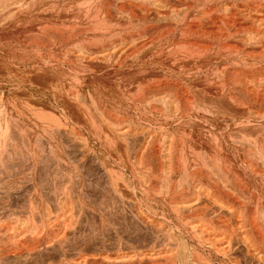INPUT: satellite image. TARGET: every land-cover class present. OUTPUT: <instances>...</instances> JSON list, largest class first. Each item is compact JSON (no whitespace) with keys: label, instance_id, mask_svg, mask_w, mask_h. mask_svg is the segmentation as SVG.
<instances>
[{"label":"rangeland","instance_id":"1","mask_svg":"<svg viewBox=\"0 0 264 264\" xmlns=\"http://www.w3.org/2000/svg\"><path fill=\"white\" fill-rule=\"evenodd\" d=\"M213 4H214L215 8L218 6L217 7L218 10H220L221 8H225L228 10V7H229L230 12L226 11L225 14L226 15L229 14V16L236 18V19H234L236 22L234 21V23H233L234 26H232L231 29H230V26L226 27V29H228V31H229V34L231 32L230 37H229L230 39L226 38L227 40L226 39L223 40L220 44H222L223 42L226 41V44L229 43L228 45L235 46L238 49V60H239L238 64L241 66L238 65L237 66L238 68H237L236 65H230L229 71H232L234 68H235L236 72L239 71L238 72V82H239V84L240 83L241 84L240 85L238 84V87L232 88L236 92L233 91L231 94H234V95H232V96H234V98L237 97L236 100L238 101V105H239L238 110H240V111L246 110L247 111V108L249 106H252V107L248 108L249 109L248 111H251L250 108L253 109V104H254L255 100L253 99L254 100L253 101L251 98V95L247 92L249 91L251 93L252 87H250V84L253 85V83L255 82L254 79L259 80L263 77L261 74H264L263 73L264 72V58H263L264 48L263 49L261 48V47H264L263 46L264 45L263 44L264 43L263 42L264 37H263V35L261 36V32H264V25H263L264 24V22H263L264 21V0H220L217 2H215L213 0V2L211 1L209 5L214 7ZM219 6L220 7L222 6V7L220 8ZM220 14H222V11L220 12ZM229 16L227 15L228 20L231 19V18H229ZM244 17H245V19H244ZM116 18L121 21V19L119 17H116ZM255 19H257V20H255ZM258 20H260V22H258ZM206 25H204V29L207 28L205 31L213 30L212 28H210V26H209L210 24H206ZM60 26H62V25H60ZM260 26H262V27H260ZM11 27L12 26L8 25V24H6V26L0 25V103H1L0 104V113L2 112L1 116H0V146H1L0 147V264H156V263L157 264H168V263H170L168 261H171L173 258V256L171 257L172 254L173 255L176 254V257H177L176 260L177 259L180 260V258H181V260H184V259L187 260L188 258H189V260L190 259L196 260L197 257L189 255L190 253L185 248L184 244L182 243V240L181 239L179 240L180 237L178 236V232L174 231L172 229L173 222L176 220L175 214L172 212L170 213L165 208L161 207L159 200L156 203L157 200H153L151 197H150V199H148V197H146V195L140 194L142 196V198L140 197L139 192L142 193V191L141 190L139 191V188H142L144 184L141 183L139 178H141L143 176V173L145 176V171L142 170V165H143V167H148L146 165H149L151 167L150 171L153 173L156 172L157 170H155V169H157L160 164L166 163L165 162L166 160H163L165 158V156H167L166 152H168V151H166V149L167 150H168V148L169 149H171V148H179L180 149L181 141L179 142V140H181V139L188 141V143L197 144L194 146L200 147L202 145L201 148L202 147H203V149L207 148L206 145L208 144V141L206 139L208 138V131L205 130L206 127H204V130H203V128L201 130H197L198 132L196 130H192L191 134H189L190 131L189 132L184 131L186 133H183V134L185 135L186 139H188V140H186L184 137H182V136H184L183 134L180 135L171 126L170 127L166 126L165 131L160 132L159 130H156L157 127L155 125V122L153 125L152 121H148L145 118L140 119L138 116L135 117L132 115V113L130 114V112H129L130 110H125L126 113L125 112L123 113V109H122L121 105L119 106L121 109L119 107H117L115 109V107L118 106L119 103H116L118 105H114L112 107L111 106L109 107V105L107 103H105L103 101V99H101L98 96L97 89H96L95 85L92 84V79H91L92 76L97 78V79H99L101 77V80L104 77V76H101V71L98 72L100 70V69L98 70V68H100V67H97V66H95V68L93 67L94 68L93 74H95V75H92V76L91 75L90 76L85 75V77H83L80 75L81 73H79V74L77 73L76 75H78V77H76L74 79L69 78L70 81H68L69 80L68 78L67 79L65 78L67 80V82L64 81L65 80L64 76H66L65 75V69L63 68L64 72H62L63 69L59 65L53 64L54 63L53 61L51 63L49 62L48 63L49 65L47 64V67L44 65L42 66V64H40V63H37L38 66L36 65V67H32L35 64L34 59L36 61V59H37L36 56H38V55L40 57H42V60H44V58H45V60L47 61L53 57V59H56L57 61H59V60L62 61L63 56L61 57V55H64L65 52H63V51L61 52L60 49H56V51H55V49L53 47H48L44 50L39 49L37 51L36 49H38L40 47H38L36 45L33 37H31V38L29 37L32 34H27L24 32L27 29V28H25V26L21 27L22 30L18 29L19 30L18 31L16 29L17 32L13 31L11 29ZM63 27H65V24L62 26V28ZM217 27H219V26H217ZM233 27H235V28H233ZM24 28H25V30H24ZM59 28H61V27H59ZM218 29H217V31H219ZM236 29H238L239 32ZM234 30H236V32H237L236 35H235L236 32ZM153 33H155V32L153 31ZM150 34L153 35L151 32H149V34L147 33L146 35H150ZM232 34H234L235 37L236 36L237 37L235 38L233 36L235 39H232L233 38ZM151 35L146 36V37H149L152 39ZM206 35H208V34H206ZM259 35L261 36L260 38H259ZM154 36H155V38H154ZM154 36H153L154 41L152 42V44L155 42L154 43L155 46H153L154 45L153 44L152 45L153 48H155L158 45V42L156 43V41L158 40L157 36H159V35L154 34ZM125 37L126 38L121 36L120 38L122 40L120 38L119 39L117 38V40H114L115 41L114 45H117L119 43L120 47H122L123 45H125V46L127 45L126 47H130L131 45L128 46V43H127V41L130 42V40L127 38V36H125ZM207 37L209 38V36H207ZM262 37H263V39H262ZM16 38L18 40H16ZM149 38L141 39V41H146V43L149 45L151 43V41H150L151 39H149ZM193 38L194 37L190 38L191 43H193V41L195 40L194 43L196 42V43H198V45L200 44L201 46L202 45L203 46L204 45L210 46V44L214 46V41L212 42L211 39H213V38H211V37H210L211 39L209 38V40H208V38L206 39L205 35L201 37V40L197 39V38L196 39H193ZM22 39L24 40V42ZM204 39H206V40H204ZM256 39L258 41H260V39H261V41H262L261 44H263V45L260 46V43ZM188 40H189V38H188ZM196 40H199V41H196ZM76 41L80 42V40L79 41L74 40L72 42L74 44H72V45H75ZM116 41H126V42L120 43V42H116ZM255 42L256 43L258 42V43L255 44ZM32 43L35 44V46ZM144 43L138 42V44H136V46L140 47V44L143 45ZM30 44H32V48H31ZM119 44L117 45L118 46L117 49L119 48ZM224 44L225 43H223L222 45H224ZM69 45H71V44H69ZM75 46H71V47H75ZM125 46H123L124 48L123 47L122 48L125 49L126 48ZM15 47H17V48H15ZM259 47L261 48V50L263 52L260 51ZM22 48L23 49L25 48L27 50L25 51V49L23 50ZM50 48L52 50H49ZM122 48H120L118 50L119 51L123 50ZM129 49H131V50H129ZM129 49L127 48V52L133 51L132 50L133 47H131ZM58 50H60V51H58ZM239 50H240V52H239ZM123 51L126 52V50H123ZM123 51H121V52H123ZM256 51H258V52L260 51V52L258 53ZM50 52H51V54H50ZM113 52H114V54H113ZM117 52L118 51L116 50V52H115V49H114V51L111 50L109 52L110 54L105 53V52H104L105 54L101 53L103 55L102 58H100L101 56H99L100 55L99 54V55H97V59H99V60L101 59V61H102L103 57H104V62H106V61H108V59L106 57L110 58L109 55L110 56L116 55ZM251 52L253 55H250ZM119 53L117 54V56L119 55ZM242 53L246 54V55L249 54V55H247L245 57V55H242ZM9 56H11V57H9ZM255 56H257V57H255ZM34 57H36V58H34ZM105 58L107 59L106 61H105ZM245 58H247L248 61H247V59L245 60ZM9 59L10 60L12 59V60L10 61ZM244 60L246 61L245 63L243 62ZM254 63L257 64V66ZM31 64H33V65H31ZM50 64L51 65L53 64V67H51ZM249 64L252 65V67H250ZM57 66L60 67L61 69L58 68ZM245 66H246V68H245ZM1 67H3L4 69ZM50 67H51V69H49ZM231 68H232V70H231ZM248 68L250 71L247 70ZM260 68H262V69H260ZM53 69L56 72L52 71ZM252 69H255L254 72ZM257 69L260 72H261V70H263L261 72V74H260V72L256 71ZM50 70L53 72V74ZM58 70L60 73L58 72V74H57ZM247 71H249V72H247ZM45 72L46 73L48 72V73L45 74ZM49 72H51L50 76H49ZM241 72L243 74H241ZM250 72H252V73L250 74ZM41 73H43V74L41 75ZM96 73L97 74L100 73V74L96 76ZM244 73L248 74V76L246 74V76H247L246 78L247 79L249 78L248 80H250V78L251 79L254 78V76H252V75H255L254 73H258L255 75V78L253 79L254 82L252 81L250 83L249 81H247V83L249 82V85H248L249 87L244 84L245 83L244 81L247 80V79L245 80V78H244V76H245ZM59 74H61L62 77ZM33 75H35V76H33ZM54 75L55 76L58 75L57 80H55L56 77ZM87 75H89V74H87ZM249 75H251L252 77ZM71 76L73 77V75H71ZM52 77H53V80H52ZM79 77H80V81H77V80H79ZM82 77L84 79H82ZM44 78H45V80H44ZM62 78H63V80H62ZM60 79L63 82V84L61 83V86H60V82H59V86L61 88V90L59 89V91L63 94L59 93V97H60V95H64V93H66V92H67L66 94H68L69 92L70 93L74 92L72 95L73 98L71 97V99H69V100H67V99L70 97V96H68V95H70V93L67 95L68 97L66 95L63 96V97H67V99L65 98L67 101L64 100L63 97H61L64 102L61 101V99L59 97L54 95L55 93L52 92L53 87L52 88L50 87V86H52L51 80L53 82H54V80H55V82H58V80H60ZM82 80H85V81H82ZM105 80L107 81V83ZM75 81L78 83H76ZM82 82H83V84H82ZM103 82L106 83L104 85L105 87L112 88L111 85H113V84H110V82L107 79L104 78ZM49 83H50V85H49ZM71 83H72V85H71ZM242 84H244V85L242 86ZM69 86H70V90H69ZM48 87H50V88H48ZM109 88H108V90H106L107 88L105 90L109 91V92H110V90H111V92L113 90L115 91L114 86H113V90L112 89L109 90ZM186 88H187V86H186ZM167 89L168 88L160 89L156 93V95L159 94L157 98L163 97L164 101H167L164 98L167 96L166 97L168 99L167 102H169L170 99H171V101L173 99V100H176L177 102L179 101V103L181 101L182 105L184 104L183 99L186 96H183L184 94L183 95H180V94L185 89L184 90L182 89L183 91L178 90L179 92L176 91L177 89L176 90L175 89H173V90L168 89L169 91ZM130 90L131 91L133 90L132 87L130 88ZM180 91H181V93H180ZM79 92H80V94H79ZM166 93H168L171 96H169ZM171 93H173V94H171ZM52 94L54 96H52ZM80 97H82V98H80ZM89 97H92V98H89ZM249 97L251 98L250 101H249ZM78 98L80 99V101ZM57 99L58 100L60 99L59 100L60 102ZM81 100H82V102H81ZM101 100H102V102H101ZM3 101H4V103H3ZM71 101H73V102H71ZM69 102L72 105V108H74V109H72L70 107L71 106L70 104H69V106H66V104L68 105ZM248 102L250 103V105ZM90 103H91V105H90ZM92 103L94 105H96V107L94 105H92ZM161 103L163 104V102H161ZM161 103L160 104L158 103L159 105L156 103L157 106H155V107L158 108L161 105ZM258 103L259 104L256 107L254 106V109L257 110L259 108L258 106L260 104H262L260 106V109L261 108H263V109H261L260 112L263 114L264 113V111H263L264 110V101L263 102L259 101ZM255 104H257V103L255 102ZM182 105H179V106H182ZM242 105L244 108L247 106L248 107L244 109L242 107ZM85 107H87L88 110H86ZM113 107H114V111H112ZM54 108H56V109H54ZM68 108H70V110L71 109L74 110L75 112L74 111H72L73 113H71V111L68 112V110H69ZM75 108H76V110L77 109L78 110L76 111ZM241 108L244 110H241ZM16 109H18V110H16ZM41 109H42L43 113L45 112L43 117L40 116V115H43ZM89 109H91V110H89ZM95 109H96V111L98 110L100 112L94 111ZM254 109L252 111H254ZM79 110H82V111L80 112ZM104 110L106 113L104 112ZM115 110L118 111V113H116ZM17 111H18V113H17ZM66 111L68 113H66ZM107 111H109V112H107ZM258 111L259 110H257V112L254 111V113H260ZM49 112H50V117L48 114ZM78 112L82 113V114L79 115ZM91 112L93 113V115ZM110 112L111 113L115 112L116 114H118V116H122V118L121 117L117 118V115H114L115 113H113L111 115ZM119 112H121V113H119ZM37 113H39V114H37ZM62 113L64 116L62 115ZM96 113L97 114L101 113L100 115H105V120L108 119L107 122H111V124H114V125H119L118 126L119 129H120V127L124 128V129H122V128L120 129L123 136L119 134L117 137V135L113 134V136H112L111 134H109L111 137L109 135H107L108 144L101 146V142L98 141L99 137L98 138L95 137L96 134L90 135V133H87V131L85 130V128L83 126L79 125V123L80 124L82 123V125H83V123L85 124V122L87 120H91V119H92L91 121H96ZM108 113H109V116H108ZM239 113L244 115V113H246V112H239L238 111V114ZM68 114H71V115H68ZM239 115H238V118H239L238 120H243V117L245 118V116H239ZM46 116H48L49 118ZM79 116H81V117H79ZM85 116L90 117V119L85 118ZM97 117H98V115H97ZM106 117H108V118L106 119ZM241 117H242V119H241ZM42 118H44V119H42ZM52 118H54V123H52L53 122V120H51ZM84 118L87 120H82ZM156 119L161 120L162 118H160V119H159V117L154 118V120H156ZM63 120L64 121L66 120V121L64 122ZM144 120H146V121H144ZM50 121H52V122H50ZM56 121L58 122V124L56 123ZM82 121H84V122H82ZM123 123H124V125L127 124L126 128L123 127L124 126ZM165 123H167L166 125H168V124H171V121H169V119H167V121ZM120 124H121V126H120ZM132 124H135V126L139 124L140 126H138V127L136 126L133 130ZM131 125H132V127H131ZM141 125L144 126V129H142L143 130L142 132H141V130H139V129L143 128V127H141ZM127 126H129L130 128ZM150 126H152L154 128H151ZM69 127H72V128H69ZM145 128H146V130H145ZM147 128H149L148 131H147ZM240 128H239V130H241ZM125 129H127V131L131 129L132 131H134V133L132 131L126 132ZM151 129H152V131H151ZM66 130H67V132H66ZM124 130H125V133H124ZM252 130H254V129H252ZM145 131H146V133H144ZM254 131H256V130H254ZM85 132H86V134H85ZM151 132H153V133H151ZM175 132H176V134H175ZM240 132H242V130L239 131V133ZM253 132H251V134H255V133L258 134V132H255V133H253ZM127 133H128V135H127ZM129 134L133 137H130ZM132 134H134V135L136 134V135L134 136ZM188 134H189V136H188ZM200 134H201V136H200ZM202 134H203V136H202ZM173 135L176 137H174ZM150 136H151V138H150ZM254 136H256V135H254ZM254 136H252V137H254ZM187 137H189V138L191 137L192 142H189L191 140H189V138H187ZM239 137H240V135H239ZM257 137L258 136H256L255 138H257ZM143 138L144 139L146 138L145 141ZM152 138H154V139H152ZM168 138L170 141L168 140ZM175 138H177V140H175ZM193 139H194V142H193ZM198 139L201 141H199ZM240 139H241V141H240ZM114 140L117 142V144ZM148 140H149V142H148ZM204 140H205V142H204ZM111 141H112V143H111ZM238 141L242 142V133H241V137L238 138ZM54 142H56V143H54ZM144 142L146 145L144 144ZM200 143H201V145H198ZM238 144L241 145L240 143H238ZM126 146H128V147H126ZM104 147H105V149H104ZM4 148H6V149H4ZM153 148H154V150H153ZM59 153H60V155H59ZM104 154H107L108 156L104 155ZM238 154H239V152H238ZM241 154L238 155V160H239V156L243 157L244 152H242ZM161 156H162V158H161ZM105 157L107 158V160ZM136 159H138L140 161H138ZM159 159H160V161H159ZM135 160L137 163L135 162ZM162 160H163V162H161ZM141 163H142V165H141ZM125 164H126V166H125ZM138 164H139V166H138ZM140 165H141V167H140ZM129 166H131V167H129ZM131 168H132V170H133V168L135 170L131 171ZM153 169H154V171H152ZM111 171H112V173H110ZM135 171L139 172V173H137L138 176L137 175L134 176L133 174H131ZM135 177H137V178H135ZM114 179H116V180H114ZM152 179L153 178H151L150 180H152ZM134 180L135 181L137 180L136 185L132 184ZM150 183H151V185L155 186V188L157 187V191H158V188L161 187L160 184L154 185L155 184L154 180H152ZM232 183H230L229 186ZM134 184H135V182H134ZM135 186H137L138 188ZM232 186H233V188L235 186L234 189H236L235 190V194L237 195L236 198L233 196H232L233 198L231 196H228V197L225 196V198L224 197L222 198L224 205H226L228 210L231 211L230 213L228 211V215L232 214V215H230L231 218L229 216L228 219L230 218L229 220L234 221L235 224L237 222V224L240 226L242 223L244 224L245 219L247 221L248 215H249L248 218H250V219L252 217H255V219H256V217H260V209L259 208H261L264 205L263 204L264 199L262 198V200H263L262 202L258 201L257 200L258 196H256L258 193L256 194L255 192L254 193L250 192L247 189L245 190V188L243 186H240V184L238 187V182L233 183ZM232 186H230V187H232ZM241 187H243V188H241ZM131 188H132V190H131ZM237 188L239 190H237ZM135 190L138 193H136ZM134 191L136 193L135 196L133 193ZM122 192H123V194H122ZM242 192H244V193H242ZM247 192H248V194H247ZM131 193H132V195H131ZM250 194H252V195H250ZM244 198L246 200H247V198L248 199L252 198V199L248 204L247 202H244ZM185 201L187 202L189 200L186 199ZM130 202H131V204H130ZM153 202H155V203H153ZM254 202H256L255 206L253 205ZM258 202L263 204V205L260 207V205H261L260 204L259 208H257V210H256L255 208L258 207V204H257ZM243 203L244 204L247 203L248 205L246 204L244 207ZM228 205H229V207H228ZM147 206H148V208H147ZM246 206L248 208H246ZM254 210H256V212L259 216L255 213ZM258 210H259V213H258ZM244 211H246V213L248 215ZM238 212L239 213L243 212V214H246L247 215L246 218L244 217V215H240ZM249 212H250V214H249ZM197 213H199V212H197ZM195 214L191 213L190 215L189 214H185V215H186V217L188 216L187 219L189 222L192 221V225H194V223H196L195 225H197L196 231L194 229L195 226H193V230H194L193 232H195V235L196 234L198 235V233H199L200 237L195 239L194 244L196 242H198V243L204 245L200 248L202 250V256L200 255L202 257L201 258L202 260L203 259L204 260L205 259L206 260H225L224 264H227V263L228 264H235V263L236 264H255L254 259L258 260V258L256 256L257 250L255 248H253V246L251 247L250 246L251 244H249V243H248L249 245L246 244L248 246L247 248L249 249V250H247L245 244L242 245V243H241L242 239H244V237H242V236H245L244 235L245 234L244 229L246 230L248 228L246 233H248V232H249V234L252 233V232H250V231H252V228L250 227L251 225L249 224L252 221V219L250 222L247 221V224L250 226H248L245 222V224H244L245 226H243L242 228H244V227H247V228H244L243 231H242V229H241V231L239 230V228L242 225L240 227L239 226L237 227V224L236 225L233 224V226H232L233 222L230 224L229 221H227V223H226L227 225L223 222L222 226H221V223L216 222V224H214L215 221L213 222V220H212L210 222V224H211L210 227L211 228L214 227L213 228L214 231H213L211 229H208V228H210V227H208L209 224L205 222L206 220L208 221V219L210 217L206 216L208 218H205L203 216L204 218H202L201 215L199 214L201 217V219H200V217H197L199 215L198 214L195 215ZM251 214H252V217H250ZM255 214L257 216H255ZM238 215L242 216V217H240L242 219H239ZM190 216H194V217L190 218ZM234 216L236 217L235 219H234ZM232 217H233V219H232ZM237 219H239V220H237ZM235 220H236V222H235ZM256 220L258 222H260L259 218H257ZM202 221L208 225L203 223L206 225V227H204L205 225L202 224ZM239 222H241V224H239ZM154 223H155V225H154ZM228 223H229V226H228ZM216 225H219V227L218 226L216 227ZM156 226H158V227H156ZM206 230H207V232H206ZM210 231L213 232L214 236L216 234L217 236H221L222 238L219 237L220 238L219 239L217 236H215L218 240L214 241L213 240L214 238H209V237H211L210 235H212L211 233L209 235ZM208 235H209V237L206 238V236H208ZM240 235H242V236H240ZM239 237H241L242 239H240ZM208 238H209V240L212 239L213 242H211V240L209 242H208V240L206 241V239H208ZM225 239H226V241H225ZM198 240H200V242ZM218 241H220V242H218ZM231 241L233 244L231 243ZM205 242L207 245L205 244ZM214 242H215V244H214ZM211 243H212V245H210ZM225 244H227V245H225ZM252 248L255 250L256 254H253L255 252H252V251H254V250H251ZM221 249H222V251H221ZM226 249H228V250H226ZM224 251H225V253H224ZM249 254H253L255 256L253 257ZM182 255H185V256H182ZM174 257H175V255H174ZM178 257H180V258H178ZM232 260H235L234 261L235 263ZM228 261H230L231 263ZM206 263L209 264L210 262L207 261V262H205V264Z\"/></svg>","mask_w":264,"mask_h":264},{"label":"bare ground","instance_id":"2","mask_svg":"<svg viewBox=\"0 0 264 264\" xmlns=\"http://www.w3.org/2000/svg\"><path fill=\"white\" fill-rule=\"evenodd\" d=\"M211 1L213 2V0H0V25H2V26L3 25L6 26V24L11 25L12 26L11 29L13 31H16V32L18 29L22 30L21 27L25 26V28H27V29L24 32L27 34H32L29 37L30 38L33 37L36 45L38 47H40V48L37 47L38 48V49H36L37 51L39 49L44 50L48 47H53L55 49V51H56V49H60L61 52L62 51L65 52L64 55H61V57L63 56L64 61L63 60L57 61L56 59H53V57L51 55L50 56L52 58L49 56L51 59L46 61L45 58H44V60H42V57H40L39 55L38 56L35 55L37 57V59L35 61L34 58H36V57L33 58L35 64L34 63H33L34 65L31 64V65H33L32 67H36L37 63H40V64H42V66L44 65L47 67V64L49 62L51 63L53 61L54 62L53 64H57L62 69L63 68L65 69V75L66 76H64V79L65 78L66 79L67 78L68 79L69 78L74 79V78L78 77V75H76L77 73L78 74L81 73L80 75L83 77H85V75L86 76H90V75L92 76V75H95V74H93V70H94L95 66L100 67V68H98V70L100 69L98 72L101 71V76H104V77L101 80V77L99 79H97V78L92 76V78H91L92 84L95 85V87L97 89L98 96L101 99H103V101L105 103H107L109 105V107L110 106L112 107L114 105H118L116 103H119V105L116 106L115 109L121 105L122 109H123V113L125 112V110H130L129 111L130 114L132 113V115L135 117L138 116L140 119L145 118L148 121H152L153 125L155 122V125L157 127L156 130H159L160 132L161 131L164 132L166 129L165 128L166 126H168V127L171 126L180 135L183 133H186L184 131H188V132L190 131L189 134H191L192 130L197 131V130H201L202 128L204 130V127H206L205 130L208 131V138L206 137L207 138L206 140L208 141V144L206 145L207 148H205V149H203V147L201 148L202 142L200 144H198V145H201L199 147V146H194V145H197L195 143H188V141L181 139V140H179V142L181 141L180 149L179 148H171V149L168 148V150L166 149V151H168L169 153L164 150L166 152L167 156H165V158L163 157L164 158L163 160H166L165 161L166 163L165 164L162 163L163 165L160 164L159 167L157 169H155V170H157L156 172H154V173L151 172L150 171L151 167L149 165H146L148 167H143V165L141 163L142 170L145 171V176L143 173V176H142L143 178L138 177L139 180L141 181V183L144 184L142 188H139V191L140 190L142 191V193L139 192V195L140 194L146 195V197H148V199H150V197H151L153 200H157L156 203L159 200L161 207L165 208L170 213L172 212L175 214L176 220L174 222L172 221L173 222L172 229L174 231L178 232V236L180 237V238L179 237L178 238H179V240L180 239L182 240V243L184 244L185 248L190 253L189 255L197 257L196 260H193V259L189 260L188 257H187L188 258L187 260H185L184 258H183L184 260H181L180 257H178V258H180V260L179 259L176 260V258H177L176 254H174L175 255V257H174V255L171 253L172 254L171 257L173 256V258L171 261H168V262H170L168 264H203V263L205 264V262H207V261L210 262L211 264H224V262H225V260H206V259L202 260L201 259L202 258L201 257L202 256V250L200 248L204 245H202L198 242L195 243L196 245L194 244L195 239L200 237L199 233H198V235L197 234L195 235V232H193L194 231L193 226H195L194 229L196 231L197 225H195L196 223H194V225H192V221L189 222L187 219L188 216L186 217L185 214L190 215L191 213L192 214L196 213L195 215L200 214L202 218L210 217L208 219V221L207 220L205 221L209 225L202 221V224L205 223L206 225H208V227H210V225H211L210 222L212 220H213V222L215 221L214 224H216V222L221 223V226H222L223 222L226 224L227 221H229L230 224L233 222L232 226H233V224L236 225L237 224L236 220H235L236 224L234 223V221L229 220L231 218L230 215H232V214L228 215L229 210H228L227 206L224 205L223 199H222L223 197L225 198V196H227V197L233 196L236 198V196H237L235 194L236 189H234L235 186H234V188L232 186V184L235 182L236 183L238 182V187L240 184V186H243L245 188V190L247 189L250 192H253V193L255 192L256 194L258 193L256 195V196H258V198H257L258 201L262 202L263 201L262 198L264 199V113L262 114L260 112L261 109H263V108L260 109V106L262 104H260L258 106L259 108L257 109V110H259L258 112H260V113H254V111L257 112V110L254 109V106L256 107L259 104L258 103L259 101H261V102L264 101V74H261V72L263 70H261V72L258 71V69L256 70V71L260 72V74L263 76L262 77L259 74L262 77L259 80L254 79L255 75L258 73H254L255 75H252V76H254V78H252V79L250 78L251 81L248 80L249 78L248 79L246 78L248 76V74L244 73L245 76L244 75L243 76H244L245 80L247 79L246 81H244L245 85L248 86L249 82L251 83L253 81V79L255 80V82L253 81L254 82L253 85L250 84V87H252L251 93L249 91L247 93H249L251 95L252 100L254 99L257 104H255V102H254L255 105L253 104L254 111H252L253 109L250 108V110L252 112L248 111L249 110L248 108L252 107V106L248 107L247 105L246 106L248 108L245 107V108H247V111L246 110L245 111L238 110L239 105H238V101L236 100L237 97L234 98V96H232L234 94H231V93L234 91L232 88L238 87V84H239L238 72L239 71L236 72L235 68L233 69L235 72L232 70V68H231V70L233 72L229 71L230 65H236V67L239 65L238 64V62H239V60H238V49L235 46L228 45L229 43L226 44V41L223 42V43H225L224 45H222L223 43L220 44L226 38L230 39L229 37H230L231 32L229 34V31H228V29H226V27L230 26V29H231L232 26H234V24H233L235 21L234 19H236V18H233L232 16H229V14H227L229 16V18H231L233 21L231 19L228 20L227 15L225 13H226V11H229V7L227 10L225 8H221L222 6L221 7L219 6L221 9L219 8L220 10H218V8H217L218 6L215 8L214 4H213L214 7L209 5ZM214 1L217 2L220 0H214ZM221 11H222V14H220ZM116 17H119L121 19V21L118 20ZM244 19H245V17H244ZM255 20H257V19H255ZM258 22H260V20H258ZM64 24H65V27L62 28V26ZM206 24H210L209 26L213 30L205 31L207 28L204 29V25H206ZM60 25H62V26H60ZM217 26H219V27H217ZM59 27H61V28H59ZM260 27H262V26H260ZM25 28H24V30H25ZM233 28H235V27H233ZM217 29L219 31H217ZM236 30L238 31V29H236ZM236 30H234V31L236 32ZM153 31L155 33H153ZM149 32H151L153 34V35L150 34L153 40L149 37H146V36H150V35H146L147 33L149 34ZM154 34L159 35V36H157L159 41L158 40L156 41V43L158 42V45L156 44L157 46L155 48H153V46H155V44H154L155 42L153 43L154 45L152 44V42L154 41V38H155ZM206 34H208V35H206ZM236 34H237V32L235 33V35ZM204 35H205L206 39L208 38L207 36H209V38L210 37L213 38V39H211V38L210 39L212 40V42L214 41V46L211 44H210V46H207V45L201 46L200 44L198 45V43H196V42L194 43L195 40L193 41V43L190 42L191 41L190 38L194 37L193 39L197 38V39L201 40V37ZM235 35L232 34V37L233 36L235 37ZM262 35L264 37V32H261V36ZM121 36H123L124 38H126L125 36H127V38L130 40V42L127 41L128 46L131 45L130 47H126L127 45L125 46L122 44L123 46L126 47L125 49H123L124 48L123 46H122L123 48L120 47V44L118 43L119 44L118 49L122 48L123 50H126V52H124L123 50L119 51L117 49L118 44L114 45V42H115L114 40H117V38L119 39ZM153 36H154V38H153ZM261 36L259 35V38ZM234 37L232 39H235L237 36L235 38ZM263 37H262V39H263ZM147 38L151 39L150 40L151 43L149 45L146 43V41H141V39H147ZM188 38H189V40H188ZM209 38H208V40H209ZM206 39H204V40H206ZM16 40H18V39L16 38ZM74 40H78V41L80 40V42L76 41L77 43L75 42V45L76 44L77 45L76 46L72 45V44H74V43H72ZM137 41L139 43L140 42H143V43L145 42V43L143 45L140 44V47H137L136 46V44H138ZM196 41H199V40H196ZM260 41H261V39H260ZM260 41H258V42L260 43V46H262L264 43L261 44L262 41L261 42ZM23 42H24V40H23ZM116 42L121 43V42H126V41H116ZM263 42H264V39H263ZM257 43L255 42V44H257ZM32 44H30L31 48H32ZM69 44H71V45H69ZM33 45L35 46V44H33ZM71 46H75V47H71ZM131 47H133V49H132L133 51L127 52V48L129 49ZM15 48H17V47H15ZM261 48L263 49L264 47H261ZM261 48H260V51L263 52L264 50L262 51ZM114 49H115V52H116V50L118 51L117 54L120 52L118 56H117V54L113 55L114 54V52H113V54L111 53L113 56L109 55L110 58L106 57L108 59V61H106L107 59L105 58L106 62H104V57H103L102 61H101V59L100 60L97 59V55L100 54L99 56H101L100 58H102V56H103L102 54L104 52L109 53L111 50L114 51ZM26 50L27 49H25V51ZM49 50H52V49L50 48ZM60 50H58V51H60ZM129 50H131V49H129ZM121 51H123V52H121ZM239 52H240V50H239ZM256 52H258V51H256ZM50 54H51V52H50ZM242 55H245V57H246L249 54L246 55V54L242 53ZM250 55H253L252 52ZM9 57H11V56H9ZM255 57H257V56H255ZM263 58H264V56H263ZM246 59L247 58H245V60ZM245 60L243 61L244 63L246 62ZM247 61H248V59H247ZM53 64L52 65L50 64L51 67H53ZM255 65L257 66V64H255ZM239 66H241V65H239ZM51 67L49 69H51ZM60 67H58V68H60ZM250 67H252V65H250ZM1 68H3V67H1ZM245 68H246V66H245ZM64 69L62 72H64ZM260 69H262V68H260ZM59 70L57 71V74H58ZM247 70H249V68ZM252 70L254 72L255 69H252ZM52 71H54V69ZM249 71H247V72H249ZM51 72H49V76L51 75L50 74ZM54 72H56V71H54ZM47 73L45 72V74H47ZM251 73L252 72H250V74ZM42 74L43 73H41V75ZM52 74H53V72H52ZM87 74H89V75H87ZM99 74L96 73V76ZM241 74H243V73L241 72ZM246 74H247V76H246ZM59 75H61V74H59ZM71 75H73V77ZM33 76H35V75H33ZM249 76H251V75H249ZM55 77H56L55 80H57L58 75ZM61 77H62V75H61ZM83 77H82V79H84ZM104 78L107 79L110 82V84H113V85H111L112 88L104 86L107 83L106 80H105L106 83L103 82ZM66 79L64 81L67 82ZM44 80H45V78H44ZM52 80H53V77H52ZM52 80H51L52 86H50L51 88L53 87L52 92L55 93L54 94L55 96L59 97V93L63 94L59 91V89L61 90L60 86H61V83L63 84V82L61 81V79L58 80V82H55V80H54L55 83ZM62 80H63V78H62ZM68 81H70V79ZM77 81H80V77H79V80H77ZM82 81H85V80H82ZM247 81H249V82L247 83ZM59 82H60V86H59ZM76 83H78V82H76ZM82 84H83V82H82ZM244 84H242V86ZM49 85H50V83H49ZM71 85H72V83H71ZM70 86H69V90H70ZM113 86H114L115 91L113 90ZM186 86H187V88H186ZM50 87H48V88H50ZM131 87L133 89L132 91L130 90ZM108 88H109V90L112 89L113 91L112 92H111V90H110V92L106 91V90H108ZM162 88H168L170 90H173V89L176 90L177 89L176 91L185 89L184 91L182 90L183 91L182 93L180 91L181 94L179 93L180 95L184 94L183 96H186L183 99L184 104L182 105L181 101H180V103H181L180 104L179 101L177 102L176 100H173V99L171 101V99L169 97L168 98L170 99L171 102L170 101L167 102L168 101V99L166 98L167 96L164 97L167 101H164L163 97L157 98L159 94L156 95V93ZM234 92H236V91H234ZM66 93H64V95H60L59 98L61 99V101H63V99L61 97L65 96V95L67 96L70 92L68 94H66ZM73 93L71 92L70 95H68V96H70L68 99H67L68 96L63 97L64 100L71 99ZM79 94H80V92H79ZM166 94H168V93H166ZM171 94H173V93H171ZM54 95L52 94V96H54ZM169 96H171V95H169ZM80 98H82V97H80ZM89 98H92V97H89ZM251 98L249 97V101L251 100ZM73 101H71V102H73ZM79 101H80V99H79ZM81 102H82V100H81ZM101 102H102V100H101ZM161 102H163V104ZM3 103H4V101H3ZM156 103L157 104L161 103V105L158 108H156L155 107V106H157ZM69 104H70V102L68 103V105L66 104V106H69ZM90 105H91V103H90ZM92 105H94V104L92 103ZM179 105H182V106H179ZM249 105H250V103H249ZM94 106L96 107V105H94ZM70 107L72 108V105ZM242 107H243V105H242ZM85 108H86V110H88L87 107H85ZM54 109H56V108H54ZM68 109H69L68 112L71 111V113H73L72 111H74V110H72V109H74V108H72L71 110H70V108H68ZM112 109H113L112 111H114V107ZM244 109L241 108V110H244ZM16 110H18V109H16ZM75 110H76V108H75ZM89 110H91V109H89ZM41 111H42V109H41ZM79 111L81 112L82 110H79ZM94 111H96V109ZM238 111L239 112H246V113H244V115L239 113L240 114L239 115ZM68 112L66 111V113H68ZM98 112H100V111H98ZM104 112H105V110H104ZM107 112H109V111H107ZM1 113H0V116H1ZM17 113H18V111H17ZM44 113L42 111L43 115H40V116L43 117ZM113 113H115V112H113ZM113 113H111V115ZM116 113H118V111H116ZM116 113L114 115H117V118L118 117L122 118V116H118V114H116ZM119 113H121V112H119ZM37 114H39V113H37ZM48 114L50 117V112ZM80 114H82V113H79V115ZM100 114L96 113V121H91L92 119L87 120V119H90V117L85 116V118H87V119L84 118L82 120H87V121L85 122V124L83 123V125H82V123L81 124L79 123V125L83 126L85 128V130L87 131V133H90V135L96 134L97 136L95 135V137H97V138L99 137L98 141L101 142V146H102V145L108 144L107 135L111 134L113 136V134H114V135H117V137H118L119 134L122 136H123V134L120 130L122 127H120V129H119L118 128L119 125H114V124H111V122H107L108 117H106L107 120H105V115H100ZM62 115H63V113H62ZM68 115H71V114H68ZM92 115H93V113H92ZM97 115H98V117H97ZM238 115L239 116H245V118L243 117V120H238L239 119ZM108 116H109V113H108ZM46 117H48V116H46ZM79 117H81V116H79ZM156 117H159V119L162 118L163 120L162 119L161 120H158V119L154 120V118H156ZM42 119H44V118H42ZM167 119H169V121H171V124L166 125L167 123H165V122L167 121ZM241 119H242V117H241ZM51 120H53V122L52 121H50V122L54 123V118H52ZM146 120H144V121H146ZM82 122H84V121H82ZM56 123L58 124L57 121H56ZM121 124H120V126H121ZM123 125H124V123H123ZM126 125H124L123 127L126 128ZM132 125H133V130L136 126L137 127L140 126L139 124L136 126H135V124H132ZM132 125H131V127H132ZM129 126H127V127H129ZM141 127H143V128H141L139 130H141V132H142L143 131L142 129H144V126L141 125ZM150 127L154 128L152 126H150ZM69 128H72V127H69ZM239 128L242 130V132H240V133H239V131H241V130H239ZM122 129H124V128H122ZM252 129H254L256 131H254ZM125 130H126V132L132 131L131 129L128 131H127V129H125ZM125 130H124V133H125ZM145 130H146V128H145ZM148 130H149V128H147V131ZM151 131H152V129H151ZM66 132H67V130H66ZM132 132L134 133V131H132ZM153 132H151V133H153ZM251 132H253V133L258 132V134H256V133L251 134ZM144 133H146V131ZM241 133H242V142H239L238 138L241 137ZM85 134H86V132H85ZM175 134H176V132H175ZM189 134H188V136H189ZM127 135H128V133H127ZM132 135H134V134H132ZM239 135H240V137H239ZM254 135H256L258 137L255 138L256 136H254ZM200 136H201V134H200ZM202 136H203V134H202ZM252 136H254V137H252ZM130 137H133V136L130 135ZM174 137H176V136H174ZM182 137H184L186 139L185 135ZM150 138H151V136H150ZM187 138H189V137H187ZM145 139H144V141H145ZM152 139H154V138H152ZM168 140H169V138H168ZM175 140H177V138H175ZM186 140H188V139H186ZM189 140H191V137L189 138ZM199 141H201V140H199ZM240 141H241V139H240ZM148 142H149V140H148ZM189 142H192V140ZM193 142H194V139H193ZM204 142H205V140H204ZM54 143H56V142H54ZM111 143H112V141H111ZM238 143H240L241 145H239ZM116 144H117V142H116ZM144 144H145V142H144ZM126 147H128V146H126ZM4 149H6V148H4ZM104 149H105V147H104ZM153 150H154V148H153ZM238 152H239V154L244 152L243 157L239 156V160H238V155H239ZM60 153H59V155H60ZM104 155H107V154H104ZM161 158H162V156H161ZM138 159H136V160H138ZM106 160H107V158H106ZM136 160H135V162H136ZM163 160L161 162H163ZM138 161H140V160H138ZM159 161H160V159H159ZM141 165H140V167H141ZM125 166H126V164H125ZM138 166H139V164H138ZM129 167H131V166H129ZM133 170H135V169L133 168ZM133 170L131 168V171H133ZM152 171H154V169ZM110 173H112V171ZM137 173H139V172L135 171L131 174H133L134 176H136V175L138 176ZM135 178H137V177H135ZM151 178H153L152 180H154V182H155L154 185L160 184L161 187L158 188V191H157V187L155 188V186L151 185V183H150L152 181V180H150ZM114 180H116V179H114ZM136 181L134 180L132 184L136 185ZM134 182H135V184H134ZM230 183H232L230 185L232 187L229 186ZM135 187H137V186H135ZM243 187H241V188H243ZM131 190H132V188H131ZM237 190H239V189L237 188ZM135 191L133 192L134 196L136 193H138L137 191L135 193ZM242 193H244V192H242ZM122 194H123V192H122ZM247 194H248V192H247ZM131 195H132V193H131ZM250 195H252V194H250ZM140 197L142 198L141 195H140ZM184 199L185 200L188 199L189 201L186 202ZM251 199L247 198V200H246L244 198V202H247L249 204ZM153 203H155V202H153ZM255 203L256 202H254V204H253L254 206H255ZM130 204H131V202H130ZM246 204H244V207ZM257 204H258V207H256V208L254 207L256 210H257V208H259V205L261 203L258 202ZM263 204H261L260 207ZM228 207H229V205H228ZM263 207H264V205L261 208H259L260 209V217H256V219L259 218L260 222H258L255 219V217H252V214L250 215V217H252L251 218L252 221H251V219L248 218L249 215L246 213V211H244V212L248 216L246 214H243V212L242 213L238 212L240 215H244L245 218L247 216L248 222L251 221L249 223L251 225L250 226L247 224L246 219L244 220V224L246 222V224L252 228V231H250L252 233H250V234H249V232L246 233L247 229H248L247 227H244V228H247L246 230L244 228H242L243 226H245L243 223L241 224V222H239V224H241L242 226L240 225L241 226L240 227L237 224V227L238 226L240 227L239 228L240 231H241V229H242V231H243V229L245 231L244 235L246 237L242 236V235H240V236L244 237V239L239 237L240 239H242V241L240 240L242 245L245 244V246L247 248L248 246L246 244L249 243V244H251L250 245L251 247L253 246V248H255L257 250L256 252L258 255L256 254V252L253 248L251 249V250H254L252 252H255L253 254H256V256L258 258V260L254 259L255 264H264V208ZM147 208H148V206H147ZM246 208H248V207L246 206ZM256 210H254V211L257 214ZM197 212H199V213H197ZM230 212L231 211H229V213ZM258 213H259V210H258ZM249 214H250V212H249ZM256 214H255V216L258 215V214L257 215ZM200 215L197 217H200ZM194 216H190V218L194 217ZM206 216H208V217H206ZM229 216H230V218L228 219ZM235 216H234V219L236 218ZM201 217H200V219H201ZM238 217H239V219H242V218H240L242 216L238 215ZM232 219H233V217H232ZM239 219H237V220H239ZM229 223H228V226H229ZM205 224H203V225H205ZM154 225H155V223H154ZM206 225L204 227H206ZM219 225H216V227L217 226L219 227ZM156 227H158V226H156ZM213 228L214 227H212V228L210 227L208 229H211L214 231ZM207 230H206V232H207ZM210 233L213 235L212 231L209 232V235H210ZM209 235L206 236V238L209 237ZM212 235H210L211 237H209V238H214L213 240L217 241L218 239L215 237L217 235L216 234H215V236L214 235L212 236ZM217 237L219 238L221 236H217ZM209 238L206 239V241L208 240V242H209L211 240V242H213L212 239L209 240ZM198 241L200 242V240H198ZM220 241H218V242H220ZM225 241H226V239H225ZM231 243H232V241H231ZM205 244H206V242H205ZM214 244H215V242H214ZM210 245H212V243ZM225 245H227V244H225ZM226 250H228V249H226ZM247 250H249V249L247 248ZM221 251H222V249H221ZM224 253H225V251H224ZM253 254H249V255L254 257L255 255H253ZM182 256H185V255H182ZM232 261L234 262L235 260H232ZM228 262H230V261H228Z\"/></svg>","mask_w":264,"mask_h":264}]
</instances>
